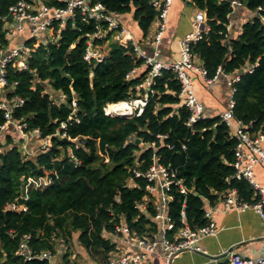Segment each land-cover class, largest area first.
I'll return each instance as SVG.
<instances>
[{
	"label": "trees",
	"instance_id": "16d2710c",
	"mask_svg": "<svg viewBox=\"0 0 264 264\" xmlns=\"http://www.w3.org/2000/svg\"><path fill=\"white\" fill-rule=\"evenodd\" d=\"M19 1L0 0V47L9 44L11 7ZM232 1L193 0L197 9L205 11L210 27L193 44V52L209 78L217 76L219 69L240 74L233 114L252 123L254 131H264V0H239L258 14L243 24L239 38L229 40ZM93 2L117 15L133 12L144 36L157 21L158 11L150 0ZM43 3L67 5L62 0ZM97 26L104 31L101 38L94 37ZM120 30H110L105 21L84 20L78 9L65 25L55 20L48 30L29 37L25 55L7 64L4 98L24 99L12 108V118L26 124L27 132L38 130L41 138L51 142L28 154L19 145L24 138H19L16 128L17 139L12 133L5 136V142L0 139V264H52L18 255L25 235L30 237L33 254L38 255L46 250L55 253L61 245L68 252L77 234L78 242L101 260L116 249L111 237L120 224L156 240L158 198L146 189L149 181L135 173H145L155 156L188 188L183 194L173 186L169 193L167 215L172 228L166 236L170 240H175L185 223L193 229L208 224L206 203L215 205L231 188L245 201H258L252 184L234 177L237 140L222 118L206 117L187 125L190 112L183 104L174 71L164 69L154 79V93L142 115L105 114L108 104L137 97L136 85L148 71L132 73L145 59L135 51L133 41L121 40ZM90 40L95 46L108 43L102 61L85 59ZM73 100L77 102L75 112ZM5 114L0 108V127L7 123ZM133 135L143 143H132ZM43 178L45 186L29 181Z\"/></svg>",
	"mask_w": 264,
	"mask_h": 264
},
{
	"label": "built area",
	"instance_id": "2783aa9c",
	"mask_svg": "<svg viewBox=\"0 0 264 264\" xmlns=\"http://www.w3.org/2000/svg\"><path fill=\"white\" fill-rule=\"evenodd\" d=\"M44 0H20L16 5L11 7L13 14L14 25L13 30L16 33L25 31L28 25L31 28L30 37L35 36L37 33L46 31L51 24L58 20L61 25H65L69 19H73L76 15V10H80L84 20L94 19L97 22L105 21L108 24L110 30L121 28V40L123 42L133 41L135 51L145 59V64L133 69L132 73H138L145 71L148 68L144 79L136 85V89L139 95L134 98L123 100L116 103L108 104L104 107L105 114L108 116H121V117H133L143 114L145 107L147 106L151 94L154 93L152 86L154 79L160 76L164 69L172 70L176 73L180 82L181 90L180 96L183 104L190 112V116L187 122L188 126H192L198 120L208 117L205 113L203 103L198 98L195 91L194 82L192 81L191 72L200 74L206 83H212L219 75L224 73L222 69H219L217 76L209 78L207 76V70L202 67L197 61L198 57L193 52V44L204 38L210 30L207 25V16L204 10H198L192 22V29L180 41V57L170 63H163L158 61L160 56V45L162 43L164 32L167 28L169 12L172 8L173 0H150V4L158 11L157 29L154 36L148 41L149 45L153 48V54H145L138 46V44L129 36L125 27L118 19V15L114 12H108L106 7L100 2H93V0H62L67 2L65 7L49 6L43 3ZM242 5L239 0L232 1L233 10L236 6ZM264 19V18H263ZM7 25L11 34V27ZM95 32L94 37L101 38L104 35V31L100 29ZM27 52L25 44L13 48L9 51H5L4 47H0V83L2 86L7 85L6 80V66L7 64L18 58H22ZM105 57V53L101 46H95L93 41L88 42L85 59H95L102 61ZM24 64L23 62H21ZM252 70V69H251ZM229 75V74H226ZM240 80V74L230 76L229 84L231 87V100L229 107L222 114L221 118L223 122L231 130L235 136L237 143L235 146V159L233 166L235 169L234 177L237 179H246L256 189L259 199L255 203H250L243 200L236 188H231L223 193L222 204L224 209H237L245 210L247 208L257 209L264 220V187H262L255 179V167L257 165H264V131H254L252 123H245L235 118L233 114V107L235 105L234 94L236 92L235 83ZM0 108L5 109L7 123L2 125L1 130L5 129L9 124L16 126L20 134L26 138L24 140L25 145L32 139L33 135L42 143L38 149H34L31 153L34 154L40 149L46 148L50 145V138H41L38 130L33 132H27L26 124H22L12 118L13 107L21 105L24 99L20 97H13L11 101L1 100ZM74 112L77 107L76 100H73ZM32 135V136H31ZM162 137V136H159ZM183 148H186L183 146ZM137 176L143 175L148 181L147 190L151 192H161L160 201L157 203L156 220L163 222L162 233L159 240H151L148 236L138 235V233L130 229L125 224L117 226L115 234L122 235L126 241L132 245L130 251L115 252L112 251L108 255L103 264H154L152 259V253L158 244H161L164 251V264H172L175 257L185 250H192L196 252L207 253L202 245V239L213 236L217 233L216 224L211 220V212H206V217L209 219L208 224L198 227L197 229L191 228L185 223V214L183 212V226H181L175 236V240H170L166 236L168 229L172 228L170 218L167 215V203L172 196L169 194L173 186H176L178 190L183 193H188L182 179H177L176 174L170 170L168 166L159 163V157H154V162L151 167L145 172H135ZM32 180V179H31ZM145 207L144 203L141 204ZM167 219L168 224H165ZM28 235H25L21 240L18 255L24 259L31 260L39 258L41 260L51 261L52 253L49 250L43 251L41 254L34 255L29 247ZM67 248V247H66ZM117 248V247H116ZM215 264H264V254L256 259L243 257L238 253L230 254L228 261L219 263L214 260Z\"/></svg>",
	"mask_w": 264,
	"mask_h": 264
},
{
	"label": "crops",
	"instance_id": "0c3cea01",
	"mask_svg": "<svg viewBox=\"0 0 264 264\" xmlns=\"http://www.w3.org/2000/svg\"><path fill=\"white\" fill-rule=\"evenodd\" d=\"M188 1L191 3H188ZM198 10L199 9L193 5V0H173L172 8L169 12L167 28L160 45V56L158 57V61L170 63L180 57V41L184 35L191 31L192 22ZM257 14V11L250 10L245 5L236 6L229 16L228 39L232 40L239 38L242 33L243 24L253 20ZM118 19L125 27L129 36L138 44L139 48L145 54L152 55L153 48L149 43L143 42L139 44V41L143 39L144 35L137 20L134 18L133 12L120 14L118 15ZM156 29L157 24L154 22L150 28L151 32L149 37H151V35L154 36ZM10 30L9 44L4 47L5 51L24 45L31 33V28L28 25L25 31L21 33H16L13 28ZM102 50L104 53H107L108 43L102 46ZM197 61L202 65L199 58ZM191 74L195 91L199 100L204 105L206 115L208 117H221L230 104L231 87L229 78L233 75L219 73L218 77L212 83H206L200 74L196 72H191ZM3 89L4 86L0 83V99L6 101ZM15 128V125L9 124L2 130L0 139H3V142H5L6 135L12 133L14 136L17 129ZM19 136L20 139L24 138L22 134ZM33 138L37 140V144L39 140L34 135ZM22 143L23 142L20 144ZM254 173L256 181L264 187V165H257ZM154 194L157 196L158 201H160L161 192H155ZM205 208L207 211L211 212V220L215 222L217 228V233L215 235L206 237L201 241V245L207 253L185 250L175 257L172 264H215L214 260H217L219 263L228 261L232 253H238L243 257L254 259L264 254V220L257 209L227 210L223 207L222 198L213 206L206 203ZM158 222L160 229L157 240L160 241L163 222ZM77 236L78 235H76V237ZM111 239L117 247L114 250L115 252L121 253L130 251L132 248V245L129 244L122 235L114 234ZM68 247L69 251L67 252L66 246L61 245L53 254L51 263L60 264L68 261L69 264H103L105 261V259L101 260L100 258L97 259L92 256L86 247L78 242V239L77 241H73L72 247H70V245ZM67 253V260H64ZM164 256L163 247L161 244H158L155 251L152 253L154 264H164Z\"/></svg>",
	"mask_w": 264,
	"mask_h": 264
},
{
	"label": "rangeland",
	"instance_id": "374dc122",
	"mask_svg": "<svg viewBox=\"0 0 264 264\" xmlns=\"http://www.w3.org/2000/svg\"><path fill=\"white\" fill-rule=\"evenodd\" d=\"M10 27L11 28H14V25L11 23L10 24ZM152 30V29H151ZM151 30L149 31V33L146 35V36H144L143 37V39L142 40H140L139 41V44H141V43H143V42H145V43H147L148 44V41L153 37V35H151V37H149V35H150V32H151ZM24 140H26V138H24ZM23 143L22 144H20V146H21V148H22V150H24L25 152L26 151H29L30 153L36 148V149H38L40 146V144L42 143L40 140L37 142V144H36V141L37 140H34V138L32 137V139H29V142L25 145V141H23V140H21ZM0 150H2V148H0ZM27 153V152H26ZM30 181V183H32V184H34V185H36V186H45V185H47V180L46 179H30L29 180ZM30 184H28V186H29ZM159 202V201H158ZM157 202V203H158ZM76 235L77 234H75V236H74V240L75 241H77V237H76ZM73 240V241H74ZM60 241V240H59ZM73 241L70 243V247H72L73 246Z\"/></svg>",
	"mask_w": 264,
	"mask_h": 264
},
{
	"label": "water",
	"instance_id": "95a60500",
	"mask_svg": "<svg viewBox=\"0 0 264 264\" xmlns=\"http://www.w3.org/2000/svg\"><path fill=\"white\" fill-rule=\"evenodd\" d=\"M188 3H191L190 1H188ZM247 4V2L245 1V5ZM130 141L136 145H141L143 142H142V139L139 138L137 135H133L131 138H130ZM165 224H168V221L167 219H165Z\"/></svg>",
	"mask_w": 264,
	"mask_h": 264
}]
</instances>
